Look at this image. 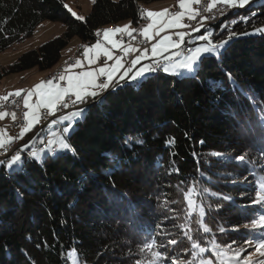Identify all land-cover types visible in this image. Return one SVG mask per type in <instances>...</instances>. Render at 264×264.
Here are the masks:
<instances>
[{"label": "trees", "instance_id": "16d2710c", "mask_svg": "<svg viewBox=\"0 0 264 264\" xmlns=\"http://www.w3.org/2000/svg\"><path fill=\"white\" fill-rule=\"evenodd\" d=\"M65 1L0 0V53L44 21L62 25L56 37L0 64V80L54 69L73 37L92 43L104 25L143 24L140 4L154 0H96L83 21ZM222 23L200 30L211 28L214 44L228 42L218 57L204 56L196 74L158 69L84 104L67 135L74 153L30 157L29 149H44L66 126L47 123L26 133L22 145L40 135L18 166L1 160L0 264H71L73 257L78 264H152L155 252L166 257L156 264H218L211 251L193 257L192 243L247 247L261 233L244 225L264 207L252 203L264 188V31H256L264 29V0L233 9Z\"/></svg>", "mask_w": 264, "mask_h": 264}, {"label": "snow or ice", "instance_id": "6c2138e0", "mask_svg": "<svg viewBox=\"0 0 264 264\" xmlns=\"http://www.w3.org/2000/svg\"><path fill=\"white\" fill-rule=\"evenodd\" d=\"M92 2L95 3L96 0H92ZM200 2L201 0H178L180 10L174 12L168 8H164L161 11L140 10V17L148 21L140 29V34L145 41L151 42L150 55L147 47L141 51L131 44L125 45L122 39L116 38L118 34L121 37L123 34H127L133 40L136 39L133 33L137 29L131 28V22L115 28L98 29L96 35L99 37L102 31L103 42L101 39H96L94 44L83 45V60L77 58L74 63L68 64L57 76L46 81H41L31 89H17L15 92L0 97V100L7 101L9 96L20 97L22 93H25L23 96V104L28 111L24 112L25 125L17 138L23 139L25 134L30 132L36 124L41 123L42 109L46 110V119L61 109H69L70 107L84 104L89 99L96 100L97 97H100L110 87L119 86L121 81L127 80L140 83L148 78L147 74L158 69L171 75H183L185 72L196 74L202 58L206 55H215L218 57L220 55L219 50L228 42L225 40L219 44L212 43L211 37L213 33L206 30L204 34L197 35L187 41V43H194L195 41L202 43H197L194 47L188 48L187 54L183 55L182 58H178V53L175 51H172L168 55L170 50L179 49L181 45L185 44L186 37H191V33H199L200 29L204 27L203 22L209 19L207 16H201L200 11L192 7L193 4H200ZM217 3L223 4L228 8H233L243 7L249 3V0H211L207 4L206 11L210 12ZM64 7L77 20L83 21L85 19V17L77 15L67 4ZM198 16H200V21L196 26L184 22L185 18L189 21H194ZM244 19L247 20V18ZM231 23L236 24L237 21L234 20ZM220 28L223 31L226 25H221ZM171 29H175L176 31L169 32L168 30ZM184 29H190V31H185ZM256 31H264V29H256ZM234 35L236 33L230 32L229 39ZM106 44L109 46H106ZM115 49H119L121 54H115ZM137 52L139 54L134 55V58L125 60L126 57ZM101 57L106 59L101 60ZM98 60H100V65L97 67H88L87 70H84V61H87V65L91 66L95 65ZM144 60H150L151 63H142ZM76 69L80 70L76 71ZM229 78H231L230 74ZM86 111V108H75L73 111L65 112L56 119H52L47 125L48 128L57 124L66 125L62 129V135L55 140L49 139L46 147L41 151H30L28 153L30 157L42 162L43 157L50 152L53 156L69 150L74 153V149L71 148V145L67 141V135L73 130L74 123L78 119L83 118ZM6 115H8L7 112L0 111V119ZM12 118L15 120V113L12 114ZM39 135L37 133V136ZM37 136H34L27 144L22 145L8 159L7 167L9 169L19 165L22 161L21 153L28 150L29 145L35 142ZM13 139L15 138L11 136L5 139L3 130H0V148L6 149V146L11 144ZM53 148H55V151H52ZM237 159L243 160V157H237ZM0 164H3V161H0ZM191 193V189L184 193L190 214L194 210L193 205L195 203ZM252 203L264 204V188L255 192V198L252 200ZM261 213L258 218H252L249 223L244 225L246 229H250L253 232L257 230L261 232V235L254 237L255 253L249 251V248L253 247V244L251 240H247L244 242L247 247H229L226 249H220L219 245L213 242L211 250L202 247L197 242H193L192 249L194 251L191 255L196 257L197 255L211 251V254L217 259L218 264H264V209L261 210ZM199 215L201 217L205 215L203 207L200 208ZM203 230L206 233L211 231L208 226H204ZM235 230L238 231L239 229ZM220 231H223V229L221 228ZM188 239L191 240L192 237L189 236ZM176 243V240L171 241L173 245ZM152 246V244L145 245L147 248H151ZM245 253L246 255H242ZM256 253L261 257L260 259L255 258ZM153 257L152 264H156V262L166 258L160 252L153 253ZM136 264H141V262L138 260ZM200 264H212V261L210 259H201Z\"/></svg>", "mask_w": 264, "mask_h": 264}, {"label": "rangeland", "instance_id": "374dc122", "mask_svg": "<svg viewBox=\"0 0 264 264\" xmlns=\"http://www.w3.org/2000/svg\"><path fill=\"white\" fill-rule=\"evenodd\" d=\"M170 1H175V2H177L178 3V1L177 0H154V1H150V2H141V4H140V7H141V9H148V10H152L153 11V9H158L159 11H161L162 9H164V8H168V9H170V4H169V2ZM251 0H249V2H250ZM172 2V5L174 4ZM65 4H67L74 12H76L77 13V15H79V16H83V17H85V15L88 13V11H89V9H90V7H91V4H92V0H66L65 1ZM247 5V4H246ZM175 6V5H174ZM245 7V5L243 6V7H238V8H244ZM237 8V7H236ZM128 23H130V21L128 20V19H124V20H121V21H118V22H116V23H114L116 26H123L124 24H128ZM225 23H222V25H224ZM60 25V23L58 22V21H44L43 23H41L36 29H35V31H34V33H33V35H31L30 36V38L29 37H27V38H25L22 42H19L18 44H15L13 47H11V48H9V49H7V50H5L4 52H1L0 53V59H2V63H4V64H2V65H5V64H7V63H10L11 61H13L18 55H19V53H21V52H23V51H25V50H27V49H30V48H32V47H36V46H38L40 43H42L43 41H46L47 39H50V38H52V37H56L57 35H59L62 31H60L59 32V30L57 29V27ZM43 26V27H42ZM61 26V25H60ZM112 25H110V24H107V25H104L102 28H101V30H103V29H105V28H109V27H111ZM61 28H62V26H61ZM131 28H133V26H132V24H131ZM185 31H190V30H186V29H184ZM207 31H212V29L211 28H208L207 29ZM102 32V31H101ZM170 32V31H169ZM205 32V31H204ZM204 32H199V33H197V34H194L193 36H192V39L194 38V37H196L197 35H201V34H204ZM101 36V35H100ZM73 39H77V37H73ZM72 38H71V40L69 41V43L65 46V48L63 49V53H64V51L66 50V49H68V48H73V40ZM97 39H101V38H99V37H97ZM227 40V39H226ZM96 41V40H95ZM95 41H93L92 43H84L83 45H91V44H94L95 43ZM221 41H225V38L224 39H221L220 41H218L217 42V44H219ZM197 43H202V42H200V41H195V43H191V47H194L195 46V44H197ZM78 45H79V43H78ZM77 46V45H76ZM74 48H75V46H74ZM18 51V52H17ZM82 51H83V47H82ZM172 51H175V52H177L178 53V58H182V56H180V50L178 49V50H171L169 53H168V55H170L171 54V52ZM11 52H16V54L15 55H11L12 56V58L11 59H9L10 58V56L8 55V54H10ZM65 56H62V58H61V60H60V63L61 62H63V58H64ZM7 61V62H6ZM98 61H100V60H98ZM71 63V62H70ZM69 62L68 63H63L62 64V66H60L62 69H64V67L65 66H67L68 64H70ZM147 63H151V61L149 62H147ZM85 69L84 70H87V68L88 67H94V65H91V66H89V65H87V64H85ZM76 71H78L77 69H76ZM49 72L51 73V70H38V69H35V71L32 73V74H30L29 76H28V78L30 79H32V80H35L36 79V77H39V76H42V78H43V80H44V78L47 76V75H49ZM17 73V72H16ZM14 73H11V74H9V75H13ZM4 78V77H3ZM50 79V78H49ZM45 81V80H44ZM122 82V81H121ZM120 82V83H121ZM101 97V96H100ZM100 97H97L96 99H99ZM74 110V109H73ZM72 110V111H73ZM27 111H28V109H27ZM45 115H46V113H45ZM45 115L43 116V117H41V123H39L38 125H39V127H41V126H43L44 124H46L47 123V121L50 119V118H52V116H48L46 119H45ZM3 121H4V123H2L1 124V126H0V130H3V132H4V138L5 139H7V137L8 136H11V137H13V138H15V137H17V134L19 135V133H20V131H21V129L24 127V125L20 128V129H14L13 127H11L10 125H8L7 123H8V120H7V117H3ZM35 127V126H34ZM33 127V128H34ZM39 128H37V130H38ZM35 130H36V128H35ZM28 133H31V132H28ZM58 137H60L59 135L57 136V135H52V136H50L49 138H48V140L49 139H53V140H55V139H57ZM46 141V140H45ZM44 141V142H45ZM43 142V143H44ZM41 147H42V145H41ZM31 150V149H30ZM42 149H37L36 151H41ZM263 209H264V207H263ZM259 235H261V233H259V234H257V236H259ZM252 244H253V247H251V248H249V251H252L253 253H255V247H254V245H255V239H253L252 240ZM242 255H246V253L245 254H242ZM72 257H73V254H72ZM255 258L256 259H260L261 257H259V254L258 253H256L255 254ZM71 264H78V261H77V259L75 258V257H73L72 258V261H71ZM170 264H173V263H170ZM175 264V263H174Z\"/></svg>", "mask_w": 264, "mask_h": 264}, {"label": "built area", "instance_id": "2783aa9c", "mask_svg": "<svg viewBox=\"0 0 264 264\" xmlns=\"http://www.w3.org/2000/svg\"><path fill=\"white\" fill-rule=\"evenodd\" d=\"M211 0H201L200 4H193V7L198 9L200 11L201 16H207L209 17V19L205 20L204 23V27L201 28L200 30L207 28L211 25L214 24H220L222 23L223 20H225V18L228 16V14L235 9V7L233 8H228L227 6L217 3L215 5V7L209 12L206 11L207 8V4L210 3ZM170 11H178V8L176 6H172L170 9ZM200 21V16L197 17L196 20L194 21H189L187 18H185V23L186 24H191L192 26H196L198 24V22ZM225 25L227 26V23H225ZM186 30H190V29H186ZM133 35L136 37L135 40H133L131 37H129L126 34H123V36L121 37V35H117L116 38L117 39H122L124 43H129L132 44L133 46H135L136 48H138L139 50H143L145 47H147L148 49L150 48V42L145 41L143 36L140 34V32L136 31L133 33ZM100 37V36H99ZM95 38L97 39V35L95 33ZM190 37H186V42L185 44L181 45V47L179 48L180 50V54L186 55L187 54V49L191 47L190 43H187V41L189 40ZM175 39V37H174ZM84 43H79V46L77 48V51H75V53L73 54V56H82L83 51H82V47H83ZM139 54L134 53L132 55H130L129 57H126L125 60H130L134 57V55ZM60 68L58 69H53L51 71V73H49V75L46 76L45 79L47 78H52L54 76H57L60 73ZM104 93V92H103ZM102 93V94H103ZM25 95V93H22L20 97H16V96H9V99L7 101H3L1 100V107L4 108L8 115H7V120L8 123L11 127H13L14 129H20L24 124H25V119H24V112H25V107L23 104V96ZM89 101H91V99H89L86 103H88ZM84 103V104H86ZM84 104H79L73 107H70L69 109H61L60 111H58L57 113H55L54 115H62L65 112H69L72 111L75 108H81L84 106ZM15 113V120H13L12 118V114ZM41 113L44 114V111L41 110ZM19 135L17 134V137ZM15 137V139H13L12 143L6 146V149L4 148H0V161L4 160L6 158L11 157L13 154H15V152L22 146V142H26L28 139L26 140H20L19 138ZM46 145V141L42 144V147ZM31 150H28V153Z\"/></svg>", "mask_w": 264, "mask_h": 264}, {"label": "crops", "instance_id": "0c3cea01", "mask_svg": "<svg viewBox=\"0 0 264 264\" xmlns=\"http://www.w3.org/2000/svg\"><path fill=\"white\" fill-rule=\"evenodd\" d=\"M178 1V0H177ZM172 2L173 1H170L169 2V4H170V8L172 7V6H176L177 8H178V11L180 10L179 9V5H178V3L177 2H173L174 4L172 5ZM192 7H193V5H192ZM194 8V7H193ZM152 11V10H151ZM153 11H159L157 8L156 9H153ZM147 20L145 19V21H144V23L143 24H141V25H138V26H135L134 24H132V26H133V28H135V29H137V31L138 32H140V29H142L146 24H147ZM61 25V24H60ZM58 26L57 27V29L59 30V32L60 31H62V28H61V26ZM110 25H112L111 27H109V28H115V27H117L115 24H110ZM43 27V26H42ZM101 30V29H100ZM168 31H170V32H174V31H176L175 29H171V30H168ZM194 34H197V33H191V37L189 38V39H192V36L194 35ZM127 35V34H126ZM162 35H163V33H162ZM99 38H101V40H102V42H103V33L101 32V36L99 37ZM73 39V38H72ZM158 39V38H157ZM73 41V48L71 47V48H68V49H66L65 51H64V53H63V50H62V52H61V57H60V59H59V62H58V64H57V66L54 68V69H58V68H60V71L62 72L67 66H65L64 67V69H62L60 66H62V64L63 63H74L75 62V60L77 59V58H80L81 60H83V54H82V56H73V54L75 53V51H77V48H78V43H81L80 42V40H79V38H77L76 40L75 39H73L72 40ZM154 42V41H153ZM124 43V42H123ZM195 43V42H194ZM125 45H127V44H129V43H124ZM77 45V46H76ZM132 45V44H131ZM74 46H75V48H74ZM106 46H109V45H107L106 44ZM133 46V45H132ZM133 47H135V46H133ZM65 48V47H64ZM63 48V49H64ZM150 48H151V42H150ZM150 48H149V55H150ZM173 50H178V49H173ZM171 51V50H170ZM18 52V51H17ZM114 52H115V54H117V55H120L121 53H120V50L119 49H115L114 50ZM16 54V52H11L10 54H8L9 56H10V58L9 59H11L12 58V56L11 55H15ZM62 56H65L64 58H63V62H61L60 63V60H61V58H62ZM180 56H182V55H180ZM183 57V56H182ZM134 58V57H133ZM103 59H106V58H104V57H101V60H103ZM150 62V60H144V61H142V63H147V62ZM7 62V61H6ZM70 63V64H71ZM109 63H111V62H109ZM0 64L2 65V64H4V63H2V59H0ZM84 64H87V61H84ZM98 65H100V61H97V63L94 65V67H97ZM86 67V66H85ZM138 67H139V65H138ZM35 69L36 68H31V69H29V70H24V71H21V72H17V73H14L13 75H7V76H5L4 78H2L1 80H0V97H2V96H6V95H8L9 93H11V92H15V90H17V89H25V90H28V89H31V88H33L37 83H40L41 81H46V80H48L49 78H47V79H45L44 78V80H43V78H42V76H39V77H36V79L35 80H32L31 78L29 79L28 78V76L30 75V74H32L34 71H35ZM53 69H51V71H52ZM78 71L80 70V69H77ZM50 73V72H49ZM111 88V87H110ZM109 88V89H110ZM33 99H35V98H33ZM1 101V100H0ZM43 110V109H42ZM0 111H4V112H7L4 108H2L1 107V103H0ZM25 111H27V109L25 108ZM44 111V114H42L41 113V117H43L44 115H45V113H46V110H43ZM54 116V115H53ZM52 116V117H53ZM5 117H7V115L5 116ZM4 117V118H5ZM52 120V118H50L48 121H47V123L49 124V122ZM2 123H4V121H3V118L2 119H0V126H1V124ZM46 123V124H47ZM8 125H9V123H7ZM25 125V124H24ZM36 125H38V124H36ZM36 125H35V127H36ZM45 125V124H44ZM34 127V128H35ZM33 128V129H34ZM32 129V130H33ZM26 135V134H25ZM23 139H24V137H23ZM23 139H20L21 141L23 140ZM22 144H23V142H22ZM21 144V145H22Z\"/></svg>", "mask_w": 264, "mask_h": 264}, {"label": "water", "instance_id": "95a60500", "mask_svg": "<svg viewBox=\"0 0 264 264\" xmlns=\"http://www.w3.org/2000/svg\"><path fill=\"white\" fill-rule=\"evenodd\" d=\"M112 88V87H111ZM108 90H110V89H108Z\"/></svg>", "mask_w": 264, "mask_h": 264}]
</instances>
